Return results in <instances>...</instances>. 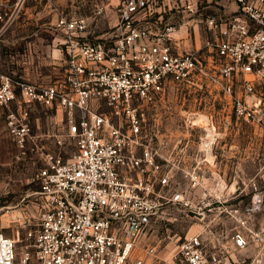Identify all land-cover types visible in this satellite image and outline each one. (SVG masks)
<instances>
[{
	"label": "built area",
	"instance_id": "obj_1",
	"mask_svg": "<svg viewBox=\"0 0 264 264\" xmlns=\"http://www.w3.org/2000/svg\"><path fill=\"white\" fill-rule=\"evenodd\" d=\"M171 1H161L159 17L196 11L203 0ZM234 1L239 14L224 26L208 17L204 40L198 23L153 25V0L119 1L101 34L87 16L61 14L64 64L50 82L0 72L16 157L39 160L35 218L20 221V239L0 230V264H264L259 253L249 263L226 254L219 239L229 232V246L245 251L264 232L250 219L256 201L233 204L215 168L218 137L262 117L264 0ZM13 20L0 0V41ZM36 104L61 113L55 129H33ZM174 210L208 222L159 255L152 231Z\"/></svg>",
	"mask_w": 264,
	"mask_h": 264
},
{
	"label": "rangeland",
	"instance_id": "obj_2",
	"mask_svg": "<svg viewBox=\"0 0 264 264\" xmlns=\"http://www.w3.org/2000/svg\"><path fill=\"white\" fill-rule=\"evenodd\" d=\"M11 4V13L14 20L3 39L0 41V72L12 76H22L33 81L50 82L53 73L62 70L64 56L61 52L63 32L55 28L56 18L61 14L70 16L81 14L91 21L93 34H101L115 22L116 10L121 0H53V5L36 4L26 0H8ZM153 16L149 19L153 25H163L167 21H187L189 31L198 23L200 38L211 39L206 19L213 17L218 26L228 22L239 14L234 0H203L196 11L185 13H163L159 17V5L163 0H153ZM171 3L179 4L180 0ZM99 10V12H97ZM154 19L158 22L155 23ZM185 34L179 30V34ZM193 34V33H192ZM197 35V43H199ZM188 42V41H187ZM193 46V42H188ZM261 120L251 124H238V133L231 136H220L217 139L216 166L219 177L224 180L220 187L228 190L233 199L230 201L236 206L241 203L242 208L252 200L257 208L250 217L255 229L264 225V86L260 102ZM30 122L36 132L48 128L55 129L59 123L61 113L49 109L45 105H33L28 112ZM6 109L0 106V230L15 238H22L23 227L20 221L24 217L35 218V209L31 200L34 198L35 184L31 176L39 166L37 156L26 159L16 157L17 147L7 132L5 124ZM197 143L195 136L189 137ZM190 153H192L190 151ZM214 168V167H213ZM208 222V219L205 220ZM204 221L188 222L184 220L181 211L174 210L169 219L155 225L153 232L154 243H158L159 255L167 250L172 242L185 233L197 232L205 224ZM231 226V223L229 224ZM211 235V233H206ZM222 249L234 258L245 259L249 263L256 255L264 257L263 239L245 251H234L229 246V232L219 236ZM20 241V240H19ZM17 242L18 255L22 242ZM23 246V245H22ZM208 250H212L208 247Z\"/></svg>",
	"mask_w": 264,
	"mask_h": 264
},
{
	"label": "bare ground",
	"instance_id": "obj_3",
	"mask_svg": "<svg viewBox=\"0 0 264 264\" xmlns=\"http://www.w3.org/2000/svg\"><path fill=\"white\" fill-rule=\"evenodd\" d=\"M180 30L185 31V29H184V24H182V27L180 28ZM178 32H179V31H178Z\"/></svg>",
	"mask_w": 264,
	"mask_h": 264
},
{
	"label": "crops",
	"instance_id": "obj_4",
	"mask_svg": "<svg viewBox=\"0 0 264 264\" xmlns=\"http://www.w3.org/2000/svg\"><path fill=\"white\" fill-rule=\"evenodd\" d=\"M229 242V241H228ZM241 251H243V250H241Z\"/></svg>",
	"mask_w": 264,
	"mask_h": 264
}]
</instances>
